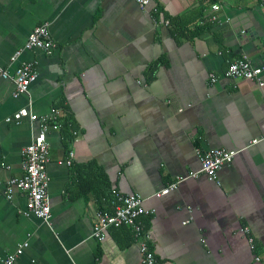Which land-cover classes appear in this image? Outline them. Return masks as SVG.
<instances>
[{
    "label": "crops",
    "instance_id": "1",
    "mask_svg": "<svg viewBox=\"0 0 264 264\" xmlns=\"http://www.w3.org/2000/svg\"><path fill=\"white\" fill-rule=\"evenodd\" d=\"M210 1L156 0L142 9L136 0H0V65L13 72L33 60L39 71L17 97L0 75V264L26 241L13 264H144L124 230H109L103 241L92 236L101 199L98 190L82 193L91 179L140 193L156 209L145 223L161 264H264V90L224 76L241 55L264 65V0H221V22L207 29L200 21L205 30L191 38L164 23L201 9L204 19ZM46 21L53 53L25 51L11 62ZM31 101L39 115L63 107L74 134L67 141L62 126L48 134L49 223L26 213L24 193H5L8 180L23 174V148L39 130L27 117L6 118ZM198 148L237 154L218 181L201 173L155 196L200 169Z\"/></svg>",
    "mask_w": 264,
    "mask_h": 264
},
{
    "label": "built area",
    "instance_id": "2",
    "mask_svg": "<svg viewBox=\"0 0 264 264\" xmlns=\"http://www.w3.org/2000/svg\"><path fill=\"white\" fill-rule=\"evenodd\" d=\"M142 9L155 3L156 0H136ZM221 0H216L211 4L213 12L204 17L202 23L221 22L219 11ZM160 12L157 6L153 9V16L156 20ZM227 18L225 21H229ZM169 24V20H164ZM57 43L51 34L50 23L48 21L37 25L30 33L25 45L16 50L11 56V62L17 61L23 52L40 50L46 54H51L56 49ZM0 75L5 79L13 81L15 88L13 96L17 97L29 91L30 86L39 77L37 62L33 60L22 61L12 72L9 68L0 65ZM264 65L256 66L247 55H241L230 61L224 76L233 80H247L255 82L264 90ZM210 83L218 81V75L214 72L209 74ZM32 101L28 106L20 108L18 111L6 118L7 122H20L27 117L30 121L39 122V130L33 140L23 148V174L12 177L7 182L6 197L12 199L15 190H19L27 198L26 213L34 214L47 223L51 221L52 209L49 197L50 176L48 173V163L50 157V143L48 134L50 128H60L64 113L56 108L51 113L39 115L33 109ZM201 167L198 171L190 173L186 177H179L165 185L154 195L157 197L168 194L176 189L180 182L188 178H195L199 174H205L210 180L218 181L219 171L227 164H230L237 151H229L223 148H198ZM74 154L70 152V158L66 161L72 163ZM146 198L140 193H125L118 188L111 189V199L109 207H97L94 211L92 236L100 241L105 240L109 230L122 226L129 227L139 244L144 264H161L151 247V234L149 228L145 227L144 218L155 214V208L145 206ZM186 221L185 223H187ZM241 231L246 235L250 248L256 250L257 243L249 226H243ZM29 242H23L16 252L10 253L4 259V264H13L19 257ZM257 261L261 260L260 255H256Z\"/></svg>",
    "mask_w": 264,
    "mask_h": 264
},
{
    "label": "trees",
    "instance_id": "3",
    "mask_svg": "<svg viewBox=\"0 0 264 264\" xmlns=\"http://www.w3.org/2000/svg\"><path fill=\"white\" fill-rule=\"evenodd\" d=\"M216 0H211L210 3H214ZM200 14L198 16H181V17H171L167 15V19L169 20V25L173 27V32H176L177 34H180L181 36H186L187 38H191L195 35L200 34L202 31L205 30V27L200 25L199 23L202 22L201 19H203L202 15V9L199 12ZM199 22H197V25L195 26L194 29L189 28V23L194 22L195 20L199 19ZM201 21V22H200ZM212 23L204 24L208 25L207 29H210L209 26H211ZM61 110H63V107H57ZM65 114L62 119V128L63 132L65 134V137L67 141H72L74 139V134L72 131L69 129L70 121H64ZM81 167H83L81 165ZM98 176V175H97ZM99 177L102 178V173L99 171ZM100 179V178H99ZM103 179V178H102ZM88 180H85L87 182ZM91 189L98 190L99 192V198L101 199L100 201V207H109L110 206V199H111V189L109 184L103 179L102 184H98L96 181L91 179V182L85 188H83L82 193H85ZM144 223H145V218H144ZM145 227L148 229V225L145 223ZM122 229L126 232L127 235L132 236L133 240L135 241L134 233L133 231L126 226H122L119 228H112L111 230H118Z\"/></svg>",
    "mask_w": 264,
    "mask_h": 264
}]
</instances>
